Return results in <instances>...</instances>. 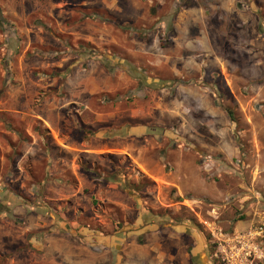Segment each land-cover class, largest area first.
Returning <instances> with one entry per match:
<instances>
[{
    "label": "rangeland",
    "instance_id": "374dc122",
    "mask_svg": "<svg viewBox=\"0 0 264 264\" xmlns=\"http://www.w3.org/2000/svg\"><path fill=\"white\" fill-rule=\"evenodd\" d=\"M0 21V264L70 259L24 251L59 214L115 235L99 264H226L219 233L264 225V0H0Z\"/></svg>",
    "mask_w": 264,
    "mask_h": 264
},
{
    "label": "crops",
    "instance_id": "0c3cea01",
    "mask_svg": "<svg viewBox=\"0 0 264 264\" xmlns=\"http://www.w3.org/2000/svg\"><path fill=\"white\" fill-rule=\"evenodd\" d=\"M256 7L258 9L261 8V6L258 4H256ZM53 186L55 185H48V186H45L44 189H46V192H47V188L51 189ZM46 199L51 200V201L59 200L57 196H51V195L46 196ZM47 205L49 208L53 207V210L57 209V206L54 207V206H51L50 204H47ZM18 207L17 206L14 207L13 210L15 211V209ZM59 208L61 209V207ZM49 219H51L50 224L51 225L54 224L53 225L54 227L50 228L51 231L49 233H47L48 231L47 232L43 231L42 237L38 236L40 235V233H38V235L36 236H33L32 238L33 240L29 241V243H31L30 246H32V248L24 249V251L27 252V255H30L31 257L33 256V261H32L33 263L36 261L35 260L36 252H39V255L41 257H57V256H62V257L69 256L70 257V259H66V260L62 258L57 261L49 260L48 262L51 264H60V263H63V264H99V256L104 255L105 252H109L110 250L109 245L111 246V244L114 243L115 235L113 233L112 234L104 233V232L101 233L97 229H94V228L92 229V227L90 228L88 224L84 226L85 221H83L82 219L76 218L74 220H69V218L66 216H63V214H59L57 217H54V216L49 217ZM73 223L77 224V227H76L77 229H75V231L81 233L84 239L91 241V242L83 241L87 244L86 246H84V248L82 245H81L82 248H76V247L67 248L65 245L66 241L63 238L62 234L60 233L61 229L58 227V225H56V224H59L61 226H65V225L73 226L72 225ZM63 229H64L63 231L66 232L65 228ZM44 241L46 242L43 243ZM100 245H102V247H100ZM110 263L112 264L115 263L114 257L111 258V262H109V264Z\"/></svg>",
    "mask_w": 264,
    "mask_h": 264
},
{
    "label": "built area",
    "instance_id": "2783aa9c",
    "mask_svg": "<svg viewBox=\"0 0 264 264\" xmlns=\"http://www.w3.org/2000/svg\"><path fill=\"white\" fill-rule=\"evenodd\" d=\"M264 232V225L243 233H235L232 236L217 237V249L220 257L226 264H244L252 257H259L257 246L252 244L255 236ZM213 234V233H212Z\"/></svg>",
    "mask_w": 264,
    "mask_h": 264
},
{
    "label": "trees",
    "instance_id": "16d2710c",
    "mask_svg": "<svg viewBox=\"0 0 264 264\" xmlns=\"http://www.w3.org/2000/svg\"><path fill=\"white\" fill-rule=\"evenodd\" d=\"M0 24H1V21H0ZM225 111L227 113V116L229 117V119L232 121V122H235V117H234V112L230 109V108H225ZM45 132H48V130L45 128L44 129ZM243 218V217H242ZM240 218V219H242Z\"/></svg>",
    "mask_w": 264,
    "mask_h": 264
}]
</instances>
